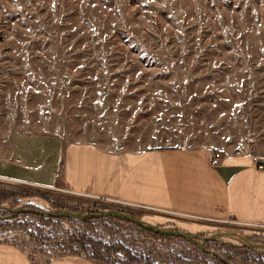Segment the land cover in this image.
Listing matches in <instances>:
<instances>
[{"label": "rangeland", "instance_id": "rangeland-1", "mask_svg": "<svg viewBox=\"0 0 264 264\" xmlns=\"http://www.w3.org/2000/svg\"><path fill=\"white\" fill-rule=\"evenodd\" d=\"M18 132L264 163V0H0V159ZM60 206L122 210L208 238L193 245L115 216L84 223L19 213L0 219V242L40 262L73 249L94 264H264L256 224L188 226L171 212L0 178V216L67 210Z\"/></svg>", "mask_w": 264, "mask_h": 264}, {"label": "crops", "instance_id": "crops-1", "mask_svg": "<svg viewBox=\"0 0 264 264\" xmlns=\"http://www.w3.org/2000/svg\"><path fill=\"white\" fill-rule=\"evenodd\" d=\"M0 178L171 212L188 226L196 219H234L264 227V168L246 158L212 160L207 152L175 147L105 149L18 132L12 155L0 159ZM0 264L94 263L78 256L32 262L15 245L0 242Z\"/></svg>", "mask_w": 264, "mask_h": 264}, {"label": "water", "instance_id": "water-1", "mask_svg": "<svg viewBox=\"0 0 264 264\" xmlns=\"http://www.w3.org/2000/svg\"><path fill=\"white\" fill-rule=\"evenodd\" d=\"M19 213H33V214H38L44 217H51V218H57L59 216H66V217H71L74 219H78V220H82L85 218H91V217H96V218H100V217H106V216H115L124 220H128L131 221L137 225H139L142 228L151 230L153 232L156 233H160L163 235H176V236H180L196 245H200L201 242H204L205 239H207L208 237H199L195 234L192 233H188L185 231H180L177 229H168L165 226H156L150 223H147L144 220H141L137 217L132 216L129 213H125L122 211H119L117 209H105V210H99L97 212H93V213H88V214H82V213H77V212H71L68 210H62V211H45V210H41V209H32V208H25V207H20L17 209H14L13 211H11L10 214L6 215V216H0V219H12L15 216H17ZM201 247V246H200ZM203 250H206L210 253L213 254V251L209 250V249H205L203 247H201ZM227 262V261H226ZM227 264H229L227 262Z\"/></svg>", "mask_w": 264, "mask_h": 264}, {"label": "trees", "instance_id": "trees-1", "mask_svg": "<svg viewBox=\"0 0 264 264\" xmlns=\"http://www.w3.org/2000/svg\"><path fill=\"white\" fill-rule=\"evenodd\" d=\"M24 196H31V195H30V194H26V195H24ZM60 207H65V206H60ZM63 209H67V210H68L67 207H65V208H63ZM69 211L77 212L76 210H69ZM120 211H122V210H120ZM32 214H33V213H32ZM34 215L38 216L39 219L42 220V221H49V220L51 219V217H44V216H41V215H38V214H34ZM97 219H98V218H96V217L85 218V219H82V222H84V223H88L90 220H97ZM141 228H142V227H141ZM142 229H143L145 232H147V233H151V234H153V235H159V236H161V237H167V236H169V235H163V234H160V233H156V232H153V231L148 230V229H145V228H142ZM41 237H42V239H46V238L43 237L42 235H41ZM86 240H91V238H88V239H86ZM82 242H85L84 239L80 241V243H82ZM192 244H193V245H196V244H194V243H192ZM61 245L63 246L62 243H61ZM115 246H116V247H119L118 244H115ZM64 247H65V246H64ZM120 247H121V248L123 247L122 244H120ZM120 247H119V248H120ZM121 248H120V249H121ZM205 249H206V248H205ZM21 251L24 252L23 250H21ZM64 251H66V249L60 251V252H62V253H61V255H58V257H60V256H81L80 254H78L77 252H75L73 249H70L69 252H68L67 254L64 253ZM79 251L82 252L83 250L80 249ZM203 252L206 253V254L213 255L212 253H210V252H208V251H206V250H204ZM24 253H25V252H24ZM128 254H129V253H128ZM25 255L28 257V259H29L30 261L33 262V259L31 258V256H30L29 254H26V253H25ZM83 255H84L83 258H85V259H88V260H91V261H93V259H94V260H97L94 256L88 255V254H86V253H84ZM128 256L131 257L130 254H129ZM132 256H135V254H133ZM46 258L49 259V260L52 259V257H46ZM144 260H145V261H149V260H151V259H148V257H147V258L144 257ZM220 261H222L224 264H227L226 260H220ZM43 262H44V261H43Z\"/></svg>", "mask_w": 264, "mask_h": 264}, {"label": "built area", "instance_id": "built-area-1", "mask_svg": "<svg viewBox=\"0 0 264 264\" xmlns=\"http://www.w3.org/2000/svg\"><path fill=\"white\" fill-rule=\"evenodd\" d=\"M242 152L245 153L246 149L238 150L235 152V154L238 156H242ZM255 167L258 169H262V168H264V163L262 161L256 159ZM93 197L101 198L102 200H105L108 204H113V203L114 204H124L121 201H118L117 199L110 198V197H104V196H101V197L93 196Z\"/></svg>", "mask_w": 264, "mask_h": 264}]
</instances>
